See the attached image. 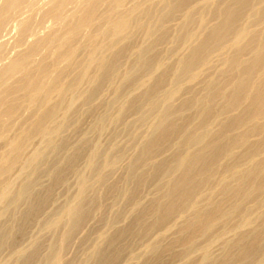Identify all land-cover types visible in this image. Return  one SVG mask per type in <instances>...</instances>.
Returning a JSON list of instances; mask_svg holds the SVG:
<instances>
[{"label":"bare ground","instance_id":"6f19581e","mask_svg":"<svg viewBox=\"0 0 264 264\" xmlns=\"http://www.w3.org/2000/svg\"><path fill=\"white\" fill-rule=\"evenodd\" d=\"M50 1L41 20L55 18L50 23L62 31L20 18L16 32L23 36L36 25L43 38L34 34L27 49L12 42L24 52L0 65V141L6 142L0 155V252L11 250L0 264H75L79 253L73 251H79L71 239L91 219L104 229L99 226L96 235L89 226L96 241L85 256L79 254L80 261L85 257L79 264H122L124 258L164 264L176 257L180 264H264V0ZM34 2H0L1 32ZM67 4L75 5L73 13L64 11ZM9 30L8 37L19 36ZM25 36L14 39L26 42ZM38 52L43 58L33 65ZM105 88L112 91L109 99ZM23 109L29 113H23L22 126L17 120L26 116ZM88 113L97 116L86 131L81 120ZM13 122L22 127L9 138ZM81 124L86 132L80 137L69 132H80ZM119 126L127 137L121 141L123 133H115L114 141L126 140V146L99 137ZM33 140L40 145L29 152ZM121 161L128 164L118 178ZM109 175L121 180L109 182ZM71 176L76 184L73 178L68 184ZM67 184L77 186L75 194L52 205L59 201L58 186L71 190ZM107 204L118 208L111 212ZM49 206L56 208L46 218ZM7 212L13 225L4 222ZM39 215L47 219L43 226ZM33 224L43 236L60 234L45 237L50 242L42 236L46 244L41 232L33 240L29 232L31 242L21 245ZM226 231L232 237L223 241ZM85 237L81 245L91 242ZM135 242H142L141 251ZM69 245L72 253L65 252Z\"/></svg>","mask_w":264,"mask_h":264},{"label":"rangeland","instance_id":"374dc122","mask_svg":"<svg viewBox=\"0 0 264 264\" xmlns=\"http://www.w3.org/2000/svg\"><path fill=\"white\" fill-rule=\"evenodd\" d=\"M31 1H32V0H31ZM34 1H35V2H38V3H36V4H33V3H32V4H33V7H32V5H30L31 8H30V7H27V9L25 8L26 6H24V7H23V10L20 9V10H21L22 12H24V13H21V15L19 14L20 16L15 17V19L17 18L16 20L14 19L15 21H12L13 19H9V18H8V19H9V20L7 19V20L9 21L8 23L11 22L12 24H8V23L6 24V23H5V24L8 25V26L2 28V31H3V32H1V30H0V33H2V34H0V35H1V36H0V42L2 43V45L5 43L4 41H7L8 38L11 37V38H9V40L6 42V43H8V46L10 45V47H11V48L9 47L10 50H7V51H9V52H6L7 55H5L6 53L4 52V49H5V51H6V48H4V47L0 44V52H1L0 56H3V57H4V58L0 59V65L2 64L1 68H4V66L8 65V64L10 63V61L13 60V58L15 59V58L18 56V52L21 53V52H24V50H25V49H24L23 51H19L20 49H18V48L24 47L23 45H25V43H26V46H25V47H26V49H27L28 46H30V45L35 41L34 39L36 38V36H39L38 34H42V33H41L42 30L40 29V28L43 29V27H44V26L41 27L42 23H46V24H45V25H46L45 28L48 29L49 31H56V30H61V29H62V28H61V25H59L58 23H57V24L59 25V29L55 28V26H56L57 24H55V23H50L51 21L54 22L55 18H52L53 20H50L51 18H48V20H50V21H48V20L45 21V20H44L45 22H43V20H41V17H43V15H44L43 13L46 12V10H47L46 8H49V9H50V7H51V1L49 0V1H50V2H49V1L47 0V1H48L47 3H46V0H33V2H34ZM0 2L2 3V2H4V0H3V1L0 0ZM35 2H34V3H35ZM49 4H50V5H49ZM1 5H2V4H0V6H1ZM34 5H35V6H34ZM37 5H38V6H37ZM72 5H74V4H67V8H66V9H68V10L64 9V11H68V13H70V12L73 13V11H74V9H75V5H74V6H72ZM129 5H130V4H129ZM36 6H37V8H35ZM1 7H2V6H1ZM1 7H0V9H1ZM42 7H44L46 10H45V9H42ZM32 8H34V9H33L34 11H32ZM39 8H40V11H41V12L38 11ZM29 9H31V10H29ZM36 9H38L37 12H39L40 14L42 13L41 16L38 15L39 13L37 14ZM20 10H18V13L20 12ZM24 10H26V11H24ZM27 10H28L29 12H30V11H31V12H35V13H33V14L35 15L36 19H35V17H30V14H31V13H29ZM43 10H44V12H43ZM48 11H49V10H48ZM48 11H47L46 14H48V17H51V15L49 16ZM25 12H27V13H25ZM18 13L16 12L14 15H18ZM66 13H67V12H66ZM23 14H25V15H23ZM27 14H29V17H28ZM70 14H71V13H70ZM70 14H69V15H70ZM14 15H13L12 17H14ZM31 15H32V14H31ZM64 15H66V14H64ZM44 16H45V15H44ZM67 16H68V15H67ZM12 17H10V18H12ZM22 17H24V19H25L26 21H28V18H29L30 25H31L32 23H33V24H36V25H38L39 23L41 24V25H39V26H40V28H39L40 30H39V31H37L38 27H34V26H36V25H34L33 28H32V26H30L29 30H30V29L32 30V31L30 30V31H31L30 33H32V32H34V33H32V35H30V33H28V31H29V30H28V31L25 33V35L28 34V36L30 35L29 37H28L27 35L25 36V35L23 34V36H25L26 38H28V39L25 38V39H26V42H25V40H24V41H23L24 44H22L23 42L20 41V40H22L21 37H23V36L21 35L22 33H18V31L16 32V30H15V27H16V29H18L19 32H21V29H20L19 25H20V24L22 25L21 22H23V21H21V20H19V19H20V18L22 19ZM39 17H40V18H39ZM30 18H31L32 20H31ZM38 18H39V19H38ZM33 19H34V21H33ZM43 19H45V17H44ZM7 20H6L5 22H7ZM18 20H19V21H18ZM22 20H23V19H22ZM25 20H24V21H25ZM30 20H31V21H30ZM39 20H40V21H39ZM16 21H17V22H16ZM32 21H33V22H32ZM35 21L38 22V23H36ZM56 21H57V20H56ZM56 21H55V22H56ZM57 22H58V21H57ZM13 23H14V26H13ZM16 23H17L18 25H17ZM48 23L50 24L49 26L52 25V26H51L52 28H51V27L47 28V27H48ZM3 25H4V24H3ZM16 25H17V26H16ZM21 25H20V26H21ZM58 25H57L56 27H58ZM4 26H5V25H4ZM9 26H10V27H9ZM12 26H13V27H12ZM53 26H54V27H53ZM2 27H3V26H2ZM7 27H8V28H7ZM6 28L11 30V31L9 30L10 35H11V34H14V32L18 33L19 36H21V37H20V40L18 39L20 42L17 43V42H16V39H14V38H18V37H19L17 34L12 35L13 37H12V36H9V37H8V35H7L8 31H6V30H7ZM12 28H13V29H12ZM34 28H35V29L37 28V29L35 30ZM53 28H54L55 30H54ZM51 29H52V30H51ZM43 31H44V33H46V35H48L49 33H51V32H49V31H47V30H46V32H45V29H44ZM61 31H62V30H61ZM61 31H60V32H61ZM6 32H7V33H6ZM11 32H12V33H11ZM35 32H36V33H35ZM38 32H40V33H38ZM47 32H48V33H47ZM3 33H4V34H3ZM85 33H86V32H84V34H85ZM5 34H6V36H7L8 38H7L6 36H2V35H5ZM34 34H36V36H35ZM84 34H83V35H84ZM14 36H15V37H14ZM17 36H18V37H17ZM43 36H45V35L43 34ZM85 36L87 37V36H88V33H87V35H85ZM85 36H83V37L86 38ZM4 37H5V38H4ZM31 37H32V38H31ZM34 37H35V38H34ZM40 37L43 38L42 36H39L38 38H40ZM83 37H82V39H84ZM29 38L32 39V40H30ZM13 39H14V40H13ZM23 39H24V37H23ZM36 39H37V38H36ZM82 39L80 40L81 42H82ZM137 39H138V40H135V42H136V43H139V42L141 41V39H142V36H138ZM10 40H13V41H10ZM18 40H17V41H18ZM83 41H84V40H83ZM10 42H11V43H10ZM12 42H15L16 44H15V43H12ZM21 42H22V43H21ZM28 42H29V43H28ZM6 43H5V44H6ZM27 43H28V44H27ZM11 44H12V45H11ZM14 44H15V45H14ZM13 45L16 46V47H18L17 50H15L16 48H14ZM27 45H28V46H27ZM1 46H2L3 48H2ZM6 46H7V45H6ZM6 46H5V47H6ZM25 47H24V48H25ZM11 49H12V50H11ZM13 49H14V50H13ZM21 50H22V49H21ZM12 51H13V52H12ZM2 54H4V55H2ZM8 54H9L10 56H13V57H12V58L9 57V59H8V56H9ZM34 55H36L37 57L33 56V61L38 60V62H36V61H35V63L33 62V65H35L36 63H39V62L42 60V58H43V52H38V53H36V54H34ZM83 55H84V53H83ZM81 56H82V54H81ZM5 57H6V58H5ZM39 57H40L41 59H38ZM0 58H1V57H0ZM10 58H11V59H10ZM35 58H37V59H35ZM83 58H84V57H81L80 59H83ZM34 59H35V60H34ZM9 60H10V61H9ZM7 61H8V62H7ZM0 70H1V69H0ZM85 88H87V87H82V91H86L87 89L85 90ZM104 91H105V93L103 92V96H104V98H105V97H106V99L111 98L112 95H110L108 98H107V96H108L109 94H112V91H111L110 89L108 90L107 88H105ZM106 95H107V96H106ZM103 96H102V97H103ZM104 98H102V99H104ZM25 110L28 111V109H23V110H22L23 112L21 111L22 113H20V114H23L24 112H25V113H29V111L26 112ZM100 111H102L101 113H103V110H102L101 108H100ZM98 113H100V112L98 111ZM101 113H100V114H101ZM86 114H87V112H86ZM88 114H89V113H88ZM23 115H26V116H23V118L21 119V117H22V115H21V116L18 117V118H20V121H19V119L17 120V122H18L19 124H21L22 126L24 125L23 122H25L24 119L27 117V114H23ZM88 116H89V117H88ZM96 116H97V115H95L94 113H93V115H92V114H89V115H84V116H83L81 122H82V121H86V122H83L84 125H85V123H87V125H86V127H85L86 131H87V128H88V130H89V128H91V127H89V123H90V122H88V120L91 119L90 121L92 122V119L95 120V119H96ZM24 117H25V118H24ZM85 117H86V118L88 117V118L86 119ZM23 120H24V121H23ZM15 121H16V119H15ZM17 122H13V123H12V128H11V130L8 132V137H9V138H11L12 135L15 136V134H16V130L19 129L20 127H22L21 125L17 124ZM14 123H16V124L13 126ZM93 123H95V121H93ZM91 124H92V123H91ZM91 124H90V126H92ZM84 125L81 124L80 132H74V131H72V130L69 131V129H68V130L66 131V134H65V135H67V132L69 131V132H72L74 135H79V136H75V137H80L82 131H83V130L85 131V129H84ZM19 126H20V127H19ZM13 127H14V128H13ZM111 128H112V127H109L108 129H109V130H112V131L114 132V133L112 134V139H109V138H111V135H110V134L112 133V131H109V132H108V129H107L106 132H108V133L111 132L109 135H108V133H107V135L105 134L106 136H105L104 134H101V135L99 136V137H101V138H104V137L106 138V137L108 136L107 138H108L109 140H108V139H102L103 141H104V140L109 141V142H110V141H113L114 143H117V144H118V142H120V141L115 142L116 139L119 140V138H120L121 141L124 140V139H126L127 136H125V135H126L127 132H126V131L122 132L123 129H124L123 126H119V127L116 128V129H114V128L111 129ZM14 129H16V130H14ZM120 129H121V131H120ZM12 130H14V131H12ZM86 131H85V132H86ZM116 131H117V132H116ZM14 132H15V134H12V133H14ZM106 132H104V133H106ZM119 132H120V133H123V134H121V135H123V136H121V135L119 134ZM10 133H11V135H10ZM115 133H116V135L119 134L121 137L118 138V136H119V135H118L117 138H114L115 136H113V135H114ZM117 133H118V134H117ZM70 134H71V133H70ZM73 134H71L70 136H73ZM124 134H125V135H124ZM102 135H103V137H102ZM127 135H128V134H127ZM68 136H69V135H68ZM92 137L95 139V135H93ZM96 137H97V136H96ZM99 137H98V139H101V138H99ZM12 138H13V137H12ZM70 138H71V137H70ZM113 138H114V139H113ZM122 138H123V139H122ZM35 139H38V138H35ZM74 139H75V138H74ZM76 139H78V138H76ZM96 139H97V138H96ZM114 140H115V141H114ZM127 140H129V139H127ZM34 141H35V140H33L32 145H31L32 148L30 147L31 150L29 149V152H31L35 147H38V146L40 145V142H39L38 140H36L35 143H34ZM71 141H75V142H77V140H72V139H71ZM99 141H100V140H99ZM106 141H105V142H106ZM125 141H126V140H125ZM125 141H124L123 143L120 142L118 145L121 144V146H123V147L126 146L125 144H127V142H125ZM2 142H3V143H2ZM36 142H37V143H36ZM38 142H39V143H38ZM100 142H102V141H100ZM73 143H74V142H73ZM107 143H108V142H106V144H107ZM37 144H38V146H37ZM101 144H102V143H101ZM104 144H105V143H104ZM104 144H102V146H103ZM108 144H109V143H108ZM104 146H106V145H104ZM103 148H104V147H103ZM3 149H4V151H5V149H6V142H5V141H0V155L4 152V151H2ZM128 151H129V150H128ZM128 151H127V152H128ZM127 152H126V154H127ZM126 154H125V157H130V156H131L130 151H129V153L127 154V155H129V156H127ZM125 157L123 158V160L125 159ZM128 159L130 160V158H127V159H125V161H127ZM52 163L54 164V161L51 162V164H50L51 166L53 165ZM123 163H124V161H121L120 164H119L120 168H119V166H118V168H116L117 173L115 174V170H113V172H111V175L115 174V176H118V178H120V177H119L120 174H119L118 170H120V173L123 172L122 174L125 175V173H126V169H127L126 165L128 164V162H126V163H127L126 165H124ZM124 166H125V167H124ZM80 167H84V165H83V164H80ZM81 169H83V168H81ZM16 171H17V170H16ZM16 171H15V172H16ZM15 172H14V174H16ZM14 174H13V175H14ZM13 175H12V177H13V179H14L15 175H14V176H13ZM111 175H109V176H110V178H109V179H110L109 182H113L114 180H117L115 177L112 176V177L114 178V179H113V178L111 177ZM124 175H123V176H124ZM71 178H73V176H71V177L69 178L68 184H69L70 182H72V181H71V180H72ZM111 178H112V180H111ZM121 178H122V177H121ZM44 179H45L46 182H47V179H46V178H44ZM44 179H42V180H44ZM70 179H71V180H70ZM42 180H41V181H42ZM73 180H74L73 182H75V184H76L77 179H76V178H73ZM119 180H121V179H118L117 181H119ZM46 182H45V183H46ZM114 182H115V181H114ZM41 183H42V182H41ZM45 183H43V184H45ZM68 184H67V185H68ZM75 184H74V185L72 184V186H69V185H68L69 187H71V190H69V189H58L59 186H62V187H60V188H64V187L66 186V184H65V185H59V186L56 188V190H58V192H56V194H58L57 197L59 198L60 204H58L59 201H58L57 203H55V201H56L55 199L58 200V198L56 197V198H54L55 201H53L54 204H52V205H55V204H56L57 206H60V205H62L63 203H65V201H64L65 198L69 199L70 197H72V196L75 194L74 190H76V187H77ZM70 185H71V184H70ZM73 186H76V187H74L75 189H72ZM66 188H67V186H66ZM56 190H55V191H56ZM61 190H62V191H61ZM68 191H70V192H68ZM149 191H150V190L147 189V191L144 193V195H147V193H148ZM65 192H66V193H65ZM64 193H65V194H64ZM72 193H73V194H72ZM56 194H55V196H56ZM62 194H63V195H62ZM64 195H66L67 197L64 196ZM63 197H64V198H63ZM60 198H62V200H61ZM108 207L112 208V211H111V212L116 211L117 208H118V206H115V205L111 206V204H110V205L107 204V209H108ZM54 208H56V207H54ZM54 208H53V206H51V207L49 206L48 211H47V212H43V214H45L46 216L43 215V214H42V215L45 216V217L47 218V217H48L47 215H48L50 212H54V211H55ZM113 208H115L116 210H115V209L113 210ZM50 209H54V210L49 211ZM110 210H111V209H110ZM107 211H108V210H107ZM106 213H107V212H106ZM108 213H109V211H108ZM7 214L9 215V214H11V213H10V212H7V213L5 214V217L7 216ZM40 215H41V214H40ZM40 215H39V217L41 218V220H40V218L38 217L39 220H40V222H39L38 219H37V221H38L39 223H41L40 226H43L44 223H45V221H46L47 219L44 218L43 216H42V217H43V218H42ZM9 217H10V215H9L8 217H6L7 220H5V218H3V220H5L4 222L7 221V222H6L7 225H13V224H11V222L15 223V222H14L15 219H13V218L10 217V218H11V220H10ZM42 219H43V220H42ZM234 219H235V218H234ZM12 220H13V221H12ZM91 220H92V219H91ZM91 220L88 221L89 224H88V223L85 224L86 226L88 225V227H85L86 229H83V227L85 226V225H83V226H82V229L80 228L81 230H78V231L75 233V235H74V236H76V237H74L75 239H73V238L71 239V240L74 241V242H72V241L70 242V243H72L73 250L75 249V247H77L76 249L79 251V252H77L76 250H74V251H76V252L73 251V255H75L76 253L81 254L82 252H83V254H81V255L86 254V253L91 249V247H92V243H95L94 241H96V239H93V237H96V236H93V233H92V235H90L91 231H90V229H89V226H90L91 230H93V232H96V235H97L98 232H99V229H101V227H102L103 225H98V226H97L95 220H94V219L92 220V221H94V222H91ZM237 220H238V217H237L235 220H232V219H231L232 222H235V221H237ZM37 221L35 222V224H38ZM121 223H122V222H121ZM93 224H95V226H94ZM40 226H34V224H33L32 227L30 226V229H29L28 232L26 233V236H25L26 238L24 237V238L22 239L23 242H22V240H21V245H25V246L28 245V244H27V241H28V240L30 241V239H28V233H29V232H30V235H29V236L31 237L32 240H33L34 238H37L36 236L39 235L38 232H41V236H38V237L41 238V237L43 236V233H45V232H42V231H40L41 229H40V230L38 229ZM99 226H101V227H99ZM33 227H34V228H33ZM35 228H36V229H35ZM87 228H88L89 230H87ZM102 228H103V227H102ZM103 229H104V228H103ZM38 230H39V231H38ZM82 230H83V231H82ZM85 230H87V232L84 233ZM101 230H102V229H101ZM80 231H81V233H80ZM32 232H33V233H32ZM58 232H60V231L55 232L53 236H52V233H50L51 237H49V239L51 240V238H53L55 235H56V236H55L54 239H57L56 237H58L59 234H60V233H58ZM88 232H89V236H91V237H90V238H91V242H90V240H87L86 242H87V245H88V246H87L86 244L81 245V243H82V241H83V239H84L86 233H88ZM31 233H32V235H31ZM37 233H38V235H37ZM226 233H227V231H226ZM231 233H232V232H231ZM50 235H49V233L46 232V235L43 236V237L45 238V237L50 236ZM79 235H80V236L82 235L81 238H80ZM224 235H225V232H224ZM224 235H223L222 237H225V236H226V238H222L223 241H224V240L226 241V240H228L229 238L232 237V236L230 235V232L227 233V235H230V237H229V236L227 237V235H225V236H224ZM89 236H88V235L86 236L87 239H89V238H88ZM92 236H93V237H92ZM86 237H85V238H86ZM47 238H48V237H47ZM47 238H45V239L48 240ZM25 239H26V240H25ZM27 239H28V240H27ZM41 239H43V238H41ZM92 240H94V241H92ZM42 241H45V240L43 239ZM48 241H49V240H48ZM48 241H45V243L48 242ZM88 241L90 242L91 245L88 244ZM200 241H201V240H200ZM223 241H222V243H223ZM30 242H31V241H30ZM30 242H29V243H30ZM49 242H50V241H49ZM49 242H48V243H49ZM205 242H206V241H204L203 243H205ZM220 242H221V241H220ZM220 242L218 243V245H219V244H222V243H220ZM24 243H25V244H24ZM48 243H46V244H48ZM43 244H44V243H43ZM134 244H135V246H134ZM134 244H133L134 249H135V248H138V249H139V247H137V246L140 245V248H141L140 251L142 250V248H143V244H142V242H141L140 244L137 243V244H138L137 246H136V242H135ZM73 245H76V246H73ZM218 245H216L217 247L214 248V249L216 250L217 254H219V252H220L219 250L222 249V247H220L221 245H219V246H218ZM222 245H223V244H222ZM70 246H71V245L68 246V248H67V250H66L65 252H70V253H72V251L70 250V248L72 249V247H70ZM89 246H90V248H89ZM214 246H215V245H214ZM42 247H43V250L46 251L45 249H46L47 245H46V246H42ZM87 247H88V248H87ZM44 248H45V249H44ZM132 248H133V247H132ZM214 249H213V250H214ZM3 250H4V249H3ZM3 250H2V251H3ZM8 250H10V249H7V248H6V250L3 251V252H4L3 254H1L2 251L0 252V255H3V257L0 256V257H2V258H0L1 260H4V259L10 257V255H11V250H10L9 252H6V251H8ZM215 250H214V251H215ZM80 251H81V252H80ZM134 251H135L136 253H138V254L141 253L140 251H136V250H134ZM214 251H213V252H214ZM41 252H43V251H41ZM84 252H86V253H84ZM216 252H214V253H216ZM45 253H46V255H47V254H48V251L43 252V256H45V255H44ZM70 253H69V254H70ZM7 254H8V255H7ZM79 254H77V255L80 257ZM6 255H7L8 257H7ZM41 255H42V253H41ZM65 255H67L66 257H68V254H67V253L64 254V257H65ZM70 255H72V254H70ZM70 255H69V258H73V257H74V256H73V257H70ZM5 256H6V257H5ZM84 256H85V255H84ZM84 256H83V257H84ZM79 257L75 256V257L73 258V259L76 261L75 264H79L80 262L82 263V261H83L84 258H85V257H84L83 260L80 261V260L82 259V257H80L81 259H80ZM178 257H180V256H178ZM69 258H64V259H65V260H72V259H69ZM125 259H126V258H124V260H122V261L119 262V263H122V264H123V263L125 262ZM6 260H7V259H6ZM126 260H127V259H126ZM175 260L178 261L179 263L176 262ZM130 262H131V261H130ZM83 263L86 264L85 262H83ZM125 263H126V264H132V263H134V262L132 261V263H129V262H125ZM176 263H177V264H180V263H181L180 258H177V257H176V259H175V258H174V259H171V261L168 260V262H166V263H164V264H176ZM10 264H12V263H10ZM162 264H163V263H162Z\"/></svg>","mask_w":264,"mask_h":264}]
</instances>
